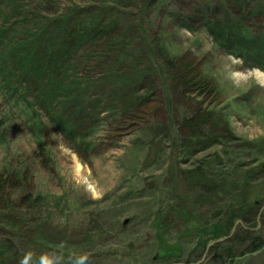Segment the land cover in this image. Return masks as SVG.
Here are the masks:
<instances>
[{"label":"rangeland","instance_id":"rangeland-1","mask_svg":"<svg viewBox=\"0 0 264 264\" xmlns=\"http://www.w3.org/2000/svg\"><path fill=\"white\" fill-rule=\"evenodd\" d=\"M164 1L160 8L143 10L138 0H0V173L14 167L22 171L21 176L17 172L21 186L0 198V239L20 246L10 264H21L26 256L28 264H76L83 256L85 264H166L157 258L160 234L154 221L160 214L169 223L165 239L186 252L171 264H213L207 249L216 239L198 261L186 258L198 236L180 237L186 222L179 212L196 206L209 224L223 222L225 203L213 199L222 184H232L256 166L264 173V65H245L238 54H248L246 48L226 49L209 21L200 20L222 0ZM188 12L191 18L184 20ZM101 15L99 25L112 24L103 31L116 40L106 44L110 34L104 32L72 42L78 17L92 21ZM220 15L217 11L210 21L219 24ZM64 18L66 34H60ZM254 25L251 20L247 27ZM36 34V51L54 53L49 64L40 65L44 77L25 72L27 63L12 54L24 55L20 46ZM144 41L150 55L143 52ZM153 44L164 51L154 52ZM170 59L196 62L213 84L201 97L173 95L175 119L200 102L220 120L217 128L226 130L216 144L215 138L191 154L180 152L176 127L169 124L162 65ZM56 82L73 85L75 92L83 88L76 94L91 101H84L90 112L68 107L75 104L74 94L60 103L52 99ZM134 94L147 96L139 113L149 114L139 124L133 117L125 122L133 114L122 115L123 101ZM62 111L65 127L53 118ZM75 115L90 124L68 135L66 124L69 117L79 119ZM263 205L254 215L260 218L255 229L262 233ZM9 212L31 219L45 240L20 239ZM239 220L235 232L254 222ZM248 261L264 264V250Z\"/></svg>","mask_w":264,"mask_h":264},{"label":"trees","instance_id":"trees-1","mask_svg":"<svg viewBox=\"0 0 264 264\" xmlns=\"http://www.w3.org/2000/svg\"><path fill=\"white\" fill-rule=\"evenodd\" d=\"M161 1L162 0H138V3L142 5L141 7L143 10H146L151 7L155 9L160 8L165 2ZM102 15L95 17L92 21L91 19L87 20V22L90 23L89 25H91L94 30L92 31L93 35L90 37L99 36L104 32L108 35L110 34V31H103V29H109L110 27H112V24L107 26L99 25L100 23H103ZM66 19H63V25L60 26V29H62L60 34H66ZM146 23L150 28L151 25L149 24V21H146ZM63 28L65 29V31H63ZM72 38L73 43H75V41L80 42L85 39H76V36H72ZM39 40V34L34 35L29 39L28 42L20 46V49H22L24 52H21L19 54L24 55H18L16 53L12 54H14L17 59L21 57L23 59L22 63H27L25 72H30L32 70L34 73H36V75L39 74L44 77V69H41L40 65L42 64L43 66L50 62V60H52V57L54 56V53L51 52L50 48H48L46 52L43 50L36 51V48H39ZM111 40H116L112 32L109 35L106 44L111 42ZM157 43L158 42H156V44ZM148 45L149 43L144 41L143 52L150 55L151 51H149ZM155 45L153 44L152 47H150L154 52L158 53L159 51H164L163 47L160 44H158L157 46ZM63 50L64 48H62L61 46V48L57 51L58 54H62ZM162 67V77H164L166 80V82H164V84L166 85H164V89L167 92L166 96L168 101L167 111L170 120L169 124L170 126L176 127L175 136L176 140L179 143L178 147L180 152L191 154L192 150L197 147L204 148L206 145L212 144V142L216 144V142L221 140V137L226 134V130L224 128V130H219L217 128V126H222L220 120L215 119L213 114L208 109H204L202 103L197 102L196 105L193 106L192 113L182 116L178 119H175L174 112L171 106L172 100L174 99L173 95H176L180 99L184 100L186 94H189L190 96H193V94H197V97H201L208 91L211 92L213 84L211 83L209 78L204 72H201L198 69L196 62H192L189 60L185 61L184 63L179 62L176 59L166 60L165 66L162 65ZM167 74H169L170 77H166ZM59 83H54V91L49 95L52 96V99H58L57 102L60 103L67 98H70L74 94L76 96L74 97L75 104H70L68 107L74 110L79 109V114L87 112V110L89 111L90 107L84 106L87 102L91 101L84 100L86 102L85 103L79 98L80 96L76 94L82 92L83 88L75 92V89H73V85L63 87L62 84ZM61 88H66V91H64V93H57L60 92ZM134 95L135 96L129 98V100L127 98L123 101L124 106L122 107V115L124 116L127 114H133V116L131 117L127 116L126 118H128V120H125V122H131L130 120L133 117V119H135V122H138L139 124L142 120L146 119L149 114V111L146 110H143L145 111L144 113H139L141 108L147 101V96L145 94ZM75 113H77V111ZM64 116L65 112L62 111L58 115H53V118L58 125L64 126ZM98 117L99 116H97L96 118L98 119ZM69 118V124H66L67 128H65V132L68 135L75 134L79 125L81 127L84 123L87 125L90 124L89 118H83L76 115L74 118L79 119H73L72 117ZM211 127L217 132V135H213L215 131ZM140 133L141 130H138L137 134L140 135ZM215 138L217 140L211 142V140H214ZM92 146L93 145L87 144V147L89 148H91ZM12 169H14V171L8 170L5 174L0 173V198L2 199H5L4 196L6 194L10 195L9 190L16 189L21 186L20 178L17 176V172L18 175L21 176L22 171L15 167ZM254 175L259 176V178L261 177V179H259L260 183L256 181ZM251 180L255 181V183H253ZM206 182L210 183L208 180H206ZM222 187L223 190L215 193L213 199L216 201H218L219 199H223L225 203L223 208L226 212L223 222L218 221L209 224L208 222H206L207 220H204L202 218L203 213H200L196 206H194V208L192 207L191 210H188V208L186 207V209H183V212H179L180 216H182L184 221L186 222V228L184 231H182L180 237L190 234L198 236L196 240L197 243H193V247L189 252H187L188 256L186 258L188 260L191 259L190 262H194L195 260L198 261L207 247L206 244L210 240L227 236L230 233V229L238 219H242L247 223H251L252 221H254V215L256 214L255 212L264 203V173L263 169L259 166L254 167L247 174L238 177V180L234 181L232 184H222ZM27 208V206L23 207V209L25 210ZM219 210L220 207H218V211ZM193 215L195 216L194 218ZM7 217L10 220L15 221L12 224V226L14 227L13 233L16 234L20 239L22 237H28L30 240H32V242L35 243H40L45 240L42 229L38 226H35L32 223L31 219H29L27 216H19L17 214L13 215L9 212V215ZM154 222L157 225L160 234L158 236L160 242L158 243L157 258L166 260V264H171L172 260L182 258L186 252L182 249L180 244L177 242H169L168 239H165V232L169 229V223L167 221H163L161 214L156 218ZM257 226L258 225H256L254 221L251 223V228L240 227L234 233V235L224 241L217 242L212 247H210L208 255L212 260V263L251 264L250 261H248V258L253 256L254 252L259 251L264 246V233L256 230L255 227ZM3 240H6V242H3ZM18 252H20V246L16 245L15 242L12 241V239H0V264H10V262L14 261L13 253L18 254ZM188 260L187 262H189Z\"/></svg>","mask_w":264,"mask_h":264},{"label":"bare ground","instance_id":"bare-ground-1","mask_svg":"<svg viewBox=\"0 0 264 264\" xmlns=\"http://www.w3.org/2000/svg\"><path fill=\"white\" fill-rule=\"evenodd\" d=\"M161 2H164V0ZM217 11H219V14L222 13V15L217 18L220 20L219 24L210 21L213 17L215 18ZM191 15L192 14L188 12V14L184 16V20L187 17L191 18ZM196 16L197 14L193 13V18ZM200 20L209 21L207 25H211L213 27L211 31H215L217 36L224 39L223 45L226 49L238 53V50L241 48H246L248 54H238L245 65H264V0H222L219 8L218 5H213L211 7V12H205V14L200 17ZM251 20H254L257 25L249 29L247 26ZM73 24L74 26L71 30L77 31L76 39L85 38L84 40H86L93 35V27L89 25L90 23L85 19L78 17ZM80 26H82V28ZM261 79L264 81L262 75ZM257 182L260 183L259 180H257ZM263 213L264 205L263 209L261 208L260 215L262 216ZM254 221L256 225L260 226V218L257 220L254 219Z\"/></svg>","mask_w":264,"mask_h":264},{"label":"water","instance_id":"water-1","mask_svg":"<svg viewBox=\"0 0 264 264\" xmlns=\"http://www.w3.org/2000/svg\"><path fill=\"white\" fill-rule=\"evenodd\" d=\"M240 224H242V221H241V220H238V221L235 223L234 228H233V231L231 232V234H230L229 236H232V235L234 234V232H235L237 226H239ZM225 238H227V237H224L223 239H225ZM223 239H222V238H221V239H218V240H216L215 242L222 241ZM213 244H214L213 242L209 243L208 249H209ZM208 249H207V252H208ZM207 252H205V254H204V259L206 258ZM204 259H203V260H204ZM203 260H202V261H203Z\"/></svg>","mask_w":264,"mask_h":264},{"label":"clouds","instance_id":"clouds-1","mask_svg":"<svg viewBox=\"0 0 264 264\" xmlns=\"http://www.w3.org/2000/svg\"><path fill=\"white\" fill-rule=\"evenodd\" d=\"M30 259V257L26 256L22 261L21 264H28V260ZM87 257L83 256L77 259L76 264H85Z\"/></svg>","mask_w":264,"mask_h":264}]
</instances>
